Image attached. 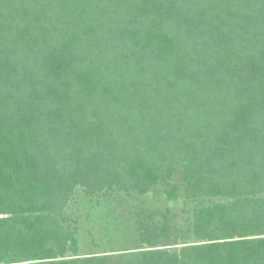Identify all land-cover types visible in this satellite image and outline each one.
Instances as JSON below:
<instances>
[{
    "label": "trees",
    "instance_id": "trees-1",
    "mask_svg": "<svg viewBox=\"0 0 264 264\" xmlns=\"http://www.w3.org/2000/svg\"><path fill=\"white\" fill-rule=\"evenodd\" d=\"M180 168L195 242L80 254L79 190ZM0 264H264V0H0Z\"/></svg>",
    "mask_w": 264,
    "mask_h": 264
},
{
    "label": "rangeland",
    "instance_id": "rangeland-1",
    "mask_svg": "<svg viewBox=\"0 0 264 264\" xmlns=\"http://www.w3.org/2000/svg\"><path fill=\"white\" fill-rule=\"evenodd\" d=\"M174 185L178 187L176 200L165 194ZM186 192L182 168L177 170L172 181L161 182L148 195L110 188L102 194L89 196L79 190L68 211L79 229L80 254L86 256L142 248L141 230L147 225L158 227L155 247L195 242L193 210L218 200H191Z\"/></svg>",
    "mask_w": 264,
    "mask_h": 264
}]
</instances>
